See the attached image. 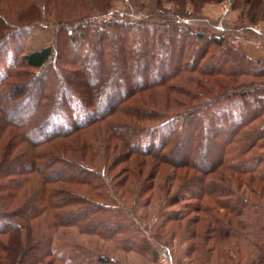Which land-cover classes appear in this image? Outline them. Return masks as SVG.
Returning a JSON list of instances; mask_svg holds the SVG:
<instances>
[{
    "label": "trees",
    "instance_id": "16d2710c",
    "mask_svg": "<svg viewBox=\"0 0 264 264\" xmlns=\"http://www.w3.org/2000/svg\"><path fill=\"white\" fill-rule=\"evenodd\" d=\"M34 1L37 3H33ZM34 1L32 0L30 7L24 8L28 12L24 23L43 21V13L50 15L55 11V20L63 23V26L56 31L52 42L27 52L21 48L15 55L10 54L6 58L3 52L0 58V264H114L107 257L95 255L79 246L72 248L65 259L56 248L53 236V230L60 226L78 225L87 233L98 232L116 238L122 231L123 223L127 222L125 208L110 202L112 200L106 181L109 180L110 171L118 164L121 154H114L106 172V169L97 168L98 163L93 157L95 152L99 153L101 149L110 151L116 145V138L124 141L130 153L125 161L132 158L136 160L135 155L138 154L176 166H199L203 173L212 171L215 161L204 167L199 163L203 158L200 153L187 151L186 154L185 151L178 158L174 146H169L170 137L184 140L189 133L186 124L196 119L192 123L193 129L200 127L204 130V135H207L205 140L210 141L213 136L216 138L220 134H232L230 142L234 141V137L242 133L240 131L243 127H247L264 113V82L251 88L242 86L243 83L228 88L229 84L226 83L224 86L227 89L213 95L208 102L191 105L179 102L185 106L183 110L151 115L149 118L145 113L150 116L156 108H153V102H147L144 108L137 106L136 109L127 110L130 112L127 113V121H120L125 119L120 111L129 109L121 102L130 94L142 90L153 92V89L165 87L166 83L176 77L188 79L189 82L197 78L196 84L200 86L202 78L195 76L194 72L224 74L227 60L222 65L214 60L210 65L203 62L204 66H199L208 53L210 44L196 46L193 47L190 64H185L184 58L181 62L179 60V64H175L172 55L174 51H171L159 58V65L157 63L154 66L156 71L150 69L149 65L148 57L155 55L150 54L151 48H158L165 40L170 44H178L179 36L189 35L191 31L188 23L185 26L177 21L167 26L152 20H137L116 10L112 6L115 0H97L96 6L89 10L86 9L89 0H63L60 4L56 3L57 0H51L53 8L50 9H41L43 7L38 5L39 1L44 0ZM150 1L149 8L160 10L169 0ZM175 1L182 5L190 1L194 5V11L188 16L194 18L200 14L204 4L212 0ZM246 2L249 3L250 0ZM85 10L88 14L86 16L82 15ZM1 11L2 15L6 13L10 16L9 9ZM111 11L112 16L107 17ZM262 14L264 16V10ZM254 15L255 17H251L253 22L257 20L256 14ZM9 22H0V39L12 35L19 26L15 22ZM192 32L199 40L207 37L205 33ZM87 33H92L91 42ZM111 37L118 41V60L114 54L107 58L106 40ZM79 42H82L81 47L79 46V54L82 55L70 60L68 46H75ZM212 43L238 59L234 60L237 68L226 73L230 77L252 74L251 69L241 68L243 63L264 65V59L249 55L233 44L225 46L222 35L212 37ZM183 46L186 47V43L181 44L182 49ZM67 52L69 55L64 57ZM182 53L179 55L182 56ZM81 62L82 65L79 64ZM21 64L26 69L23 74L17 69ZM166 64L167 69L159 75L160 69H164ZM68 65H76V68L72 69ZM257 75L264 76V68ZM15 77L20 80H13ZM78 83L89 88L83 93L76 87ZM194 88L183 90L182 94L196 95L198 88ZM120 98L122 100L119 103L117 99ZM125 112L121 113L126 115ZM113 115L116 116L113 118ZM221 118H227L230 124L219 125ZM147 121L157 122L151 126ZM105 125L107 131L94 134V129ZM261 136L262 132L255 135L251 142ZM245 153V148L240 147L236 148L235 153L224 150L218 161L233 172L249 175L246 184L250 190L247 189V196L240 192L241 185L234 181L221 188H207L204 176L194 188L201 189L195 191V197L203 200L207 195L218 198L217 206L211 203L200 205L201 210L213 217L212 220L217 225L215 230L219 229L221 219H224L220 209L226 210L224 215L227 220L230 214H245L248 220H240L242 229L250 227L251 218L253 222L256 220L253 213L264 210L262 201L251 198L258 190H261L260 196L264 195V153L253 157L244 156ZM235 159H239L238 163L233 164ZM149 160L154 162L153 159ZM147 161L144 158L141 163ZM144 165L145 163L140 164L138 173L144 170ZM137 174L129 171L122 180L127 181L128 176H134L137 180L140 178ZM152 176L153 168L150 175L140 183V196L154 186L151 180L145 186L146 179ZM114 179L116 178L110 179L111 188L116 185L112 183ZM257 182L260 183V189L256 186ZM133 191L135 193L136 190ZM115 192L118 193L117 189ZM186 192L189 193L188 188ZM236 198L238 204H232ZM169 216L178 217L172 212H169ZM261 230L264 231V227ZM144 240L142 238L140 242ZM147 244L150 243L147 241ZM259 244L261 242L257 239L255 245ZM257 249L261 254L254 253L251 264L264 263V251L259 247Z\"/></svg>",
    "mask_w": 264,
    "mask_h": 264
},
{
    "label": "rangeland",
    "instance_id": "374dc122",
    "mask_svg": "<svg viewBox=\"0 0 264 264\" xmlns=\"http://www.w3.org/2000/svg\"><path fill=\"white\" fill-rule=\"evenodd\" d=\"M34 1V0H33ZM224 1L228 4V9H225ZM63 0H57L56 3L60 4ZM97 0H89L86 3V9H93L96 6ZM150 0H115L113 7L116 10L125 12L128 16L137 20H152L155 22L165 23L167 26L173 25V22L180 21L186 25L188 23L191 26L189 35L179 36V43L168 41H162L158 48H151L150 55V69L157 71L154 67L157 63L159 65V58L165 56L166 53L174 51L173 61L175 64H179V60L184 58V63H189L193 47L206 46L208 47V53L202 60L205 64H211L214 60L225 68L224 74L213 73V74H200L198 71L194 72L195 76L202 78V83L199 86L196 84L197 78L193 79L192 82L182 80L181 78L171 79L166 83L165 87L158 89L134 92L127 96L126 100L122 98L117 99V102L124 103L126 109L120 111L125 118L120 121H127V110L136 109L137 106L145 107L148 104L155 105L156 109L148 116L147 112L145 115L149 118L151 115L158 116L159 114L169 112L176 113L185 108L179 102H187L188 104L208 102L213 95L223 92L225 84L235 86L243 83L242 86L251 88L262 84L264 76H258L257 73L261 72L264 65L260 63L244 64L241 68L251 69L252 74L240 75L238 77L228 76V72L237 68L234 64V60H238L234 54L225 52L222 47L212 43V37L222 35L224 37L225 46L233 44L244 50L249 55L257 56L258 58L264 59V16L262 14L264 10V0H250L249 3L246 0H212L204 4L200 14L191 18L188 16L189 13L194 11V5L190 1H186V5L178 4L175 0H169L162 5V8L151 9L149 8ZM32 0H0V11L3 9H9L11 12L10 16L4 13H0V22H15L19 24L17 28L12 32V35H8L0 39V58H2L3 52L5 53L4 58L8 55H15L18 51L24 49L26 52L35 48L42 47L53 41L56 31L63 26V23L57 22L55 19L56 12L43 13V21L33 22L30 24L24 23L28 12L24 8L31 6ZM33 3H37L34 1ZM40 3V4H39ZM38 5H41V9L53 8L52 1L44 0L39 1ZM57 4V5H58ZM85 10L84 16L88 15ZM2 12V11H1ZM187 15H182V14ZM113 12L108 13L107 17H111ZM257 17L256 21H251V17ZM92 15V14H91ZM32 16V15H30ZM9 22V23H10ZM168 22V23H167ZM259 30H257V29ZM192 31H199L206 34V38L199 40L196 34ZM92 41V33H87ZM114 37V35H113ZM111 37L106 40L107 58L112 57V54L116 55V59L119 58L118 50L116 49L117 40ZM88 41V42H89ZM2 43V44H1ZM186 43V47H181V44ZM82 42L77 43L75 46L71 44L68 46L70 52V60H74L79 54V46ZM86 45V44H85ZM81 47V46H80ZM156 48V49H155ZM20 49V50H19ZM155 49V50H154ZM77 50V52H75ZM154 51V52H153ZM181 52L182 56L179 55ZM22 55V53H21ZM69 53H65L64 57H67ZM109 60V59H108ZM5 61V59H3ZM6 62V61H5ZM118 62V61H117ZM82 65V62L79 63ZM132 64V63H131ZM190 64V63H189ZM70 68L75 69L76 65H68ZM204 66V64L202 65ZM167 64L164 69H160L159 75L167 69ZM18 70L26 71L23 64L17 68ZM20 77V76H19ZM19 77L13 78V80H20ZM12 80V79H11ZM10 80V83H11ZM169 84V87L168 85ZM81 92L88 89L83 84L76 85ZM198 88L196 95H183V90L188 88ZM245 87V86H244ZM194 88V89H195ZM193 90V89H192ZM251 100L252 97L250 96ZM153 102V103H152ZM138 104V105H136ZM165 107V108H163ZM152 108V107H151ZM149 110V109H148ZM160 110L161 112H159ZM126 111V112H125ZM121 112H125L122 114ZM116 116V115H115ZM112 116L113 118L115 117ZM141 115H138V117ZM134 116H132V119ZM145 117V116H144ZM219 117V116H218ZM143 118V116H142ZM215 119V117H214ZM193 121L186 124L189 133L184 140L176 137H170V145L174 146L175 153L178 158H181L182 154H187V151H194L202 155L203 158L199 160V163L203 166H207L211 161H215L213 164L212 171H206L205 173L200 171V167L189 166H176L173 164L163 163L154 157H145V155L136 154V160L130 159L125 161L124 159L130 155L127 151V147L124 141L117 140L115 137L114 141L116 145L110 151L101 149L95 152L96 163L101 170L108 172L111 158L116 154H121V158L117 161L109 173V180L107 181L108 190L112 203L121 205L125 208V212L128 215L127 222H124L116 238L107 237L101 235L98 232L87 233L83 231L78 225H67L60 226L53 230V236L55 238V246L58 251L66 259V254L75 246L88 249L95 255H103L113 261L114 264H251L253 261V255L261 252L257 249H263L264 251V231L261 228L264 227V210H259L253 213L257 218L254 222L251 218V225L249 228L242 229L240 220L243 222L248 220L245 214L241 216L227 215V220L224 213L225 209H220L223 214L222 224L219 225V229L216 223L213 222V217L201 210V206L206 203H211L214 206L218 198L213 196H205L204 200L199 197H195L194 190L196 184L199 185L200 178L205 177L206 187L209 188L217 187L221 188L227 186L226 184L234 181L241 185L240 192L242 191L247 196L248 186L246 184L249 175L239 174L233 172L227 165L219 164V155L225 150L229 153H235L236 148H245L246 153L244 156H257L264 153V113L252 123H249L247 127H243L240 131V135L235 136L234 141L230 142L232 134L230 136L219 135L216 138L213 136L210 141L205 140L207 135H204V130L200 127L194 128ZM216 121V119H215ZM157 121H147V124L151 126ZM217 122V121H216ZM224 122V123H222ZM219 125L227 126L230 121L225 118L219 119ZM105 129V130H97ZM193 129V130H192ZM108 128L105 125L101 128L93 130L94 134L104 133ZM263 133V136L252 139L255 135ZM92 133L89 134L91 136ZM103 135V134H101ZM114 136V135H113ZM159 138V135H157ZM231 137V138H230ZM93 138H96L94 136ZM216 140V141H215ZM230 142V143H229ZM207 150V151H206ZM110 152V153H108ZM113 154L112 156L110 154ZM107 154V155H105ZM115 154V155H114ZM110 155V156H109ZM134 157V158H135ZM144 158L148 159L145 163L144 170L138 173L141 169L140 164L144 161ZM149 159H153L152 162ZM124 160L122 163H119ZM239 159H235L232 163H238ZM156 165H155V164ZM142 167V168H143ZM153 168L154 176L147 178L145 186L148 181L154 182V186L148 192L143 195H139V189L141 182L144 178L150 175ZM203 170V168L201 169ZM130 172H135L140 178L134 179V176H128L127 181H123L122 178L127 176ZM115 177L112 183H116L114 188H111L110 179ZM231 181V182H230ZM256 183V182H255ZM236 184V185H237ZM260 183L257 182L256 186L259 187ZM235 187V186H234ZM188 188L189 193L186 192ZM190 188V189H189ZM117 189L118 193L115 192ZM136 190L135 193L133 190ZM250 190V189H248ZM261 190L254 193L256 200L262 201L264 206V195L259 194ZM93 193V192H92ZM263 194V193H262ZM183 198H180V197ZM250 196V195H249ZM259 197V198H257ZM261 197V198H260ZM226 198H223L225 200ZM237 198L232 204H238ZM262 204V203H261ZM201 205V206H200ZM217 206V205H216ZM200 207V208H199ZM258 209V207H257ZM256 209V210H257ZM169 212L177 215L178 217H170ZM225 216V217H224ZM214 230V231H213ZM142 238L145 240L140 242ZM259 239L261 244L255 245V241ZM150 244H147V241ZM94 264H100L95 262ZM111 264V263H108ZM264 264V263H262Z\"/></svg>",
    "mask_w": 264,
    "mask_h": 264
},
{
    "label": "built area",
    "instance_id": "2783aa9c",
    "mask_svg": "<svg viewBox=\"0 0 264 264\" xmlns=\"http://www.w3.org/2000/svg\"><path fill=\"white\" fill-rule=\"evenodd\" d=\"M223 3H224V6H223V7H224L225 9H228V4H227V2L224 1ZM256 29H257V28H256ZM257 30H259V29H257Z\"/></svg>",
    "mask_w": 264,
    "mask_h": 264
}]
</instances>
